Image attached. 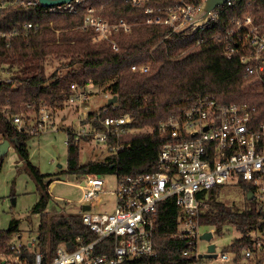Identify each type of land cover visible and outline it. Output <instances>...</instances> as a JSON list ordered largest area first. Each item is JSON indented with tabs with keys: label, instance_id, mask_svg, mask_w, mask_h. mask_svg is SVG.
Returning <instances> with one entry per match:
<instances>
[{
	"label": "trees",
	"instance_id": "obj_1",
	"mask_svg": "<svg viewBox=\"0 0 264 264\" xmlns=\"http://www.w3.org/2000/svg\"><path fill=\"white\" fill-rule=\"evenodd\" d=\"M174 0H159L168 4ZM155 2H148L154 4ZM88 7L109 22L120 19L131 24L129 32L120 30L112 35L118 45L113 50L109 41L93 42V31L81 28ZM238 12H251L256 17L264 14V0H234L214 11V16L199 30L192 27L172 31L168 25L146 24L143 6H133L123 0H82L76 13L48 11L41 5L6 8L0 14V28L8 30L24 21L36 25L25 36L14 37L9 47L0 40V64H5L9 80L0 81V107L8 105L11 111H21L31 102L38 108L46 101L52 108L61 105L68 96L69 84H84L88 80L116 95L114 103H105L108 113H128L129 126L151 127L147 132H132L121 136L123 147L98 160L80 161V145L68 133L67 159L64 173L83 175H126L157 170V157L164 138L159 134L158 122L184 106L200 93L211 94L218 102H248L257 107L256 122H264V89L253 77L244 75V67L237 55L227 58L223 53L222 36L230 27L229 17ZM46 59L58 65L47 73ZM133 64H148L146 71L131 69ZM113 106V107H112ZM95 110L89 111V116ZM6 138L12 141L21 158L26 161L36 183L38 197L31 207L39 215L37 225L38 247L53 250L59 242L74 241L80 234L89 233L81 215H47L45 208L51 194L49 185L54 181L41 173L29 161L26 133H17L0 115ZM114 143V142H112ZM4 155H0V169ZM220 186L207 189L205 206L199 213L202 225L220 231L225 222L232 224L240 236L230 247L238 251L242 243H250V231L264 229V210L255 199L246 200L239 208L219 199ZM202 195V194H201ZM13 196V195H12ZM179 207L173 197L160 201L153 229L157 250L154 264H186L192 257L182 254L184 238L175 236ZM19 221L10 220L7 229H0V248L4 240L19 231ZM249 259L243 264H262Z\"/></svg>",
	"mask_w": 264,
	"mask_h": 264
},
{
	"label": "built area",
	"instance_id": "obj_2",
	"mask_svg": "<svg viewBox=\"0 0 264 264\" xmlns=\"http://www.w3.org/2000/svg\"><path fill=\"white\" fill-rule=\"evenodd\" d=\"M123 1L144 7V13L148 15L146 24L168 25L172 31H177L190 27L203 0H174L165 5L157 2L159 0ZM155 1L156 5L148 4ZM81 2L71 0L43 6L38 0H0V14L6 8L34 5H41L48 11L76 13ZM233 2L227 0L217 6L211 18L217 8L225 4L230 6ZM229 19L230 27L224 33H218L222 36L223 53L227 58L237 55L244 67V75L253 77L264 89V14L256 17L251 12H238ZM35 28L31 21L8 30L0 28V40L9 47L14 37L25 36ZM81 28L92 29L93 42L109 41L112 49L117 50L112 35L120 30H130V24L122 19L109 22L93 7H88ZM148 66L133 64L131 69L146 71ZM1 80H9L5 64H0ZM92 85L91 80L84 84L70 82L65 101L84 107L79 110L83 123L66 132L72 134L76 144L90 140L112 154L123 147L121 136L137 128L129 126L132 118L128 113L110 114L105 105L89 116L86 102L92 91L88 87ZM256 112L257 107L248 102L221 103L209 93L196 95L158 122L159 134L164 141L158 152L157 170L114 174L116 184L110 191L113 196L111 210L98 209L99 196L105 192L103 175H79L77 185L83 189L82 201L88 207L79 214L89 233L80 234L71 242H59L45 253L37 245V228L35 234H28L22 240L20 230L13 232L0 248V264H154L157 250L153 229L157 205L168 197L174 198L180 210L175 236L186 241L182 254L192 257L186 264H208L203 261L208 257L199 256L208 252L207 245L211 242L206 241L203 252L199 250L204 233L200 232L199 213L205 206L207 189L237 184L243 187L245 195L252 192V199L257 204L264 199V122L255 121ZM52 114V107L46 101L39 102L38 108L27 102L18 112L11 111L8 105L0 107V115L13 130L30 137L54 130ZM5 139L6 132L0 122V142ZM68 140L67 135L66 144ZM9 148L13 149L11 145ZM258 207L264 210V204ZM213 229L206 231L213 233ZM238 249L235 251L228 246L216 251L215 247V256L210 258L215 259V264H243L251 258L254 261L262 259L264 229L251 237L250 243L240 244Z\"/></svg>",
	"mask_w": 264,
	"mask_h": 264
},
{
	"label": "rangeland",
	"instance_id": "obj_3",
	"mask_svg": "<svg viewBox=\"0 0 264 264\" xmlns=\"http://www.w3.org/2000/svg\"><path fill=\"white\" fill-rule=\"evenodd\" d=\"M96 11V8H95ZM114 23V22H113ZM131 28V24H130ZM125 31V30H123ZM125 31V32H129ZM58 62L54 59H46L45 70L50 73ZM107 86V85H106ZM103 86L92 85L89 86L92 91L86 102L87 109L97 110L105 105L107 102L106 97L109 91L105 90ZM84 107L69 104L65 100L56 108H52V119L55 125L54 130L33 135L27 140L28 158L29 161L36 165L41 173L52 174L45 178L48 181L54 179L49 185V193L51 197L45 208L47 215H58L59 213L76 214L80 213L85 204L82 201L83 189L77 185L79 180L78 175L67 174L64 171L66 168L67 159V130H75L78 123H83V116H79V110ZM149 125H144L135 129L133 132H147L150 131ZM10 145L13 149L9 148L4 154L2 166L0 169V229H7L12 218L19 221L18 228L21 235V240L28 234H35L39 215L32 214L31 207L38 197L36 191V183L29 172L26 161L21 158L17 150L13 147L11 141ZM80 161L98 160L108 154V151L99 144L90 140L81 142L80 144ZM105 185V192L101 193L99 198L101 204L98 206L100 210H111L113 207V196L110 191L116 184V177L114 174L103 175ZM13 195V196H12ZM218 197L226 204H234L239 208L247 205L245 190L241 185L237 184H223L218 191ZM14 198V200H12ZM264 204V199L260 201L261 205ZM213 226L201 225L200 232L211 230ZM260 229H253L250 231V236L255 237L259 235ZM32 232V233H31ZM211 242L215 244L216 251L223 248L230 247V243L240 236V232L230 223L225 222L222 224L220 231L212 233ZM207 242L203 239L199 241V250H205ZM208 264H215L213 258L203 259ZM264 264V260L262 261Z\"/></svg>",
	"mask_w": 264,
	"mask_h": 264
},
{
	"label": "water",
	"instance_id": "obj_4",
	"mask_svg": "<svg viewBox=\"0 0 264 264\" xmlns=\"http://www.w3.org/2000/svg\"><path fill=\"white\" fill-rule=\"evenodd\" d=\"M38 1L43 6H53V5L69 2L71 0H38ZM226 1L227 0H203L194 16V19L190 27H192L194 31L199 30L202 26H204L209 21L212 15V11L217 6L222 5ZM116 100H117L116 95H113L108 98L107 102L114 103L116 102ZM9 146H10V142L7 139L0 142V155H4L6 151L8 150ZM252 196H253L252 192L249 191L246 194V199L250 200L252 199ZM12 200H14V198H12ZM85 208H88V207L83 206V209ZM212 235L213 234L211 231H206L201 235V238L205 241H210V239L212 238ZM214 248H215V244L213 242L208 243L207 245L208 252L204 254H200L199 256L208 257V258L214 257L215 256V253L213 252Z\"/></svg>",
	"mask_w": 264,
	"mask_h": 264
}]
</instances>
